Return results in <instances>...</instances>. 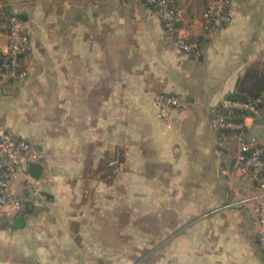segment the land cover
I'll return each instance as SVG.
<instances>
[{
  "label": "crops",
  "instance_id": "0c3cea01",
  "mask_svg": "<svg viewBox=\"0 0 264 264\" xmlns=\"http://www.w3.org/2000/svg\"><path fill=\"white\" fill-rule=\"evenodd\" d=\"M208 1L182 0L187 54L143 0H0L32 42L28 75L0 83V125L44 155L24 226L0 221V264H96L121 235L122 204L166 224L170 264H264L250 214L264 194L232 171L244 142H264V102L239 133L212 114L264 66V0H234L217 35L204 30ZM163 92L187 102L167 121Z\"/></svg>",
  "mask_w": 264,
  "mask_h": 264
},
{
  "label": "built area",
  "instance_id": "2783aa9c",
  "mask_svg": "<svg viewBox=\"0 0 264 264\" xmlns=\"http://www.w3.org/2000/svg\"><path fill=\"white\" fill-rule=\"evenodd\" d=\"M161 20L167 31L177 36L176 45L181 52L190 54L195 51L190 30L181 26L180 6L182 0H143ZM234 0H209L204 13V30L208 35H217L229 27L233 21ZM7 38V48L0 52V83L10 77H25V66L31 49V38L23 18L11 13L0 18V38ZM264 94L257 98H224L212 111L215 124L223 130L243 131L246 117H261ZM158 115L164 121L172 111L183 110L187 106L184 97L163 92L156 96ZM239 116L240 119H235ZM264 135V132H263ZM43 150L29 140L17 136L0 125V221H12L24 216L28 194L41 195L35 187L36 178L29 173L30 164L42 162ZM110 166L120 171V157L116 155ZM232 171L239 175L243 183H252L264 194V142L252 139L244 142L239 154L233 161ZM22 177L26 192H18L16 183ZM250 214L258 230L259 243L264 251V199L250 207Z\"/></svg>",
  "mask_w": 264,
  "mask_h": 264
},
{
  "label": "rangeland",
  "instance_id": "374dc122",
  "mask_svg": "<svg viewBox=\"0 0 264 264\" xmlns=\"http://www.w3.org/2000/svg\"><path fill=\"white\" fill-rule=\"evenodd\" d=\"M263 67H253L254 77L247 80L246 86L256 81L255 78L259 77ZM152 220L151 215H138L133 207L122 204V232H119L121 235L118 239L111 240L113 254L96 256L95 263L168 264L169 260L170 264L172 256H168L167 251L166 224Z\"/></svg>",
  "mask_w": 264,
  "mask_h": 264
},
{
  "label": "trees",
  "instance_id": "16d2710c",
  "mask_svg": "<svg viewBox=\"0 0 264 264\" xmlns=\"http://www.w3.org/2000/svg\"><path fill=\"white\" fill-rule=\"evenodd\" d=\"M253 77V70L250 69L244 79L239 81L237 89L238 92L231 98L248 99L261 96L264 90V72L260 73L259 77L255 78L256 81H254L251 85L246 86L247 80H250Z\"/></svg>",
  "mask_w": 264,
  "mask_h": 264
},
{
  "label": "water",
  "instance_id": "95a60500",
  "mask_svg": "<svg viewBox=\"0 0 264 264\" xmlns=\"http://www.w3.org/2000/svg\"><path fill=\"white\" fill-rule=\"evenodd\" d=\"M263 120H264V118H263ZM42 172H43V165H42L41 162H36V163L30 164L29 173L33 177L39 178L41 176ZM15 222H16V226L17 227L24 226V224H25V218H24V216L17 217Z\"/></svg>",
  "mask_w": 264,
  "mask_h": 264
}]
</instances>
